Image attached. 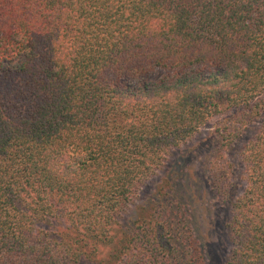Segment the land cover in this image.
I'll return each instance as SVG.
<instances>
[{
  "label": "trees",
  "instance_id": "obj_1",
  "mask_svg": "<svg viewBox=\"0 0 264 264\" xmlns=\"http://www.w3.org/2000/svg\"><path fill=\"white\" fill-rule=\"evenodd\" d=\"M230 110L220 216L199 229L169 175L124 226ZM0 264H264V0H0Z\"/></svg>",
  "mask_w": 264,
  "mask_h": 264
},
{
  "label": "rangeland",
  "instance_id": "obj_2",
  "mask_svg": "<svg viewBox=\"0 0 264 264\" xmlns=\"http://www.w3.org/2000/svg\"><path fill=\"white\" fill-rule=\"evenodd\" d=\"M154 76H158V73ZM233 114L236 112L230 110L211 118L197 133L180 144V147L175 148L167 158L165 166L152 175L138 190L120 219L121 223L125 226L135 217L146 213L153 206L154 199L160 198V193L166 188L164 177L169 175L172 177L177 175L180 181H185L184 187L186 189L190 187L188 191L194 192L190 201L191 213L194 214L195 223L199 229L204 228L206 224L204 221H207L210 215L214 219L216 216L219 217L224 208L215 195V189L210 188L212 184L209 185L211 175L208 162L214 155V146H217V140L211 133L222 124V121L230 120ZM183 185L179 188L181 192L186 190ZM242 188L243 185L240 186L239 191ZM206 209L209 213L199 221Z\"/></svg>",
  "mask_w": 264,
  "mask_h": 264
}]
</instances>
